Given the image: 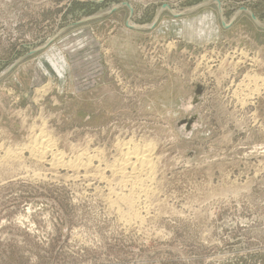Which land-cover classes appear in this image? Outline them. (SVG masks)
I'll return each instance as SVG.
<instances>
[{
	"label": "rangeland",
	"instance_id": "rangeland-1",
	"mask_svg": "<svg viewBox=\"0 0 264 264\" xmlns=\"http://www.w3.org/2000/svg\"><path fill=\"white\" fill-rule=\"evenodd\" d=\"M0 264H264V0H0Z\"/></svg>",
	"mask_w": 264,
	"mask_h": 264
},
{
	"label": "bare ground",
	"instance_id": "bare-ground-1",
	"mask_svg": "<svg viewBox=\"0 0 264 264\" xmlns=\"http://www.w3.org/2000/svg\"><path fill=\"white\" fill-rule=\"evenodd\" d=\"M212 20V19H211ZM202 21V20H201ZM213 21V20H212ZM203 22V21H202ZM139 28V27H138ZM258 78V77H257ZM39 91V90H38ZM242 94V93H241ZM190 112V111H189ZM40 132V131H39ZM44 132V131H42ZM44 135V134H43ZM46 137V138H45ZM40 136L37 134L34 136L33 139H31V144L28 146L29 152L31 153V155H33V157H36L39 161L42 160L44 161L46 159V154H49V156H51V159L48 160L50 161V166H63V167H71V168H81V167H86L90 162H84L81 161V157L79 159V161L75 162V163H71L70 161H64V153L58 149L55 148V146L52 144V139H50L47 136ZM123 142V141H122ZM55 144V143H54ZM126 145L125 150L123 151V156L122 158H120V160L118 159L117 163H114V165L110 166L111 173L113 176L116 177H120L123 178L122 182L124 183L123 185H125L128 182V177L133 178L132 180H129V187L130 189L132 188H139L142 189V185L141 182L142 181H148L150 180L152 177V170H153V163H152V158H150V153H148V149H138L135 145H131L129 143H124ZM116 145V144H115ZM83 146V145H82ZM119 146V145H118ZM133 146V147H132ZM26 148V146H25ZM121 148V147H120ZM149 148V147H148ZM79 149V148H78ZM93 149V148H92ZM150 149V148H149ZM99 150V149H98ZM85 151V150H84ZM95 152V151H94ZM99 152V151H98ZM101 152V151H100ZM7 153V152H6ZM5 153V154H6ZM20 153V152H19ZM81 153V152H80ZM9 154V153H8ZM71 155V154H70ZM82 155V154H81ZM11 156V155H10ZM46 156V157H45ZM76 156V155H75ZM15 158V157H14ZM91 158V157H90ZM96 158V157H95ZM5 159V158H4ZM77 160V159H76ZM90 160V159H89ZM72 161V160H71ZM98 162V161H97ZM49 166V167H50ZM90 166V165H89ZM88 167V166H87ZM107 167V166H106ZM47 168V167H46ZM53 169V168H52ZM96 169V168H95ZM95 174V173H93ZM45 175V174H44ZM62 175V174H61ZM77 176V175H76ZM111 176V175H110ZM143 177L145 179H139L140 177ZM53 177V176H52ZM66 177V175H65ZM64 177V178H65ZM114 178V177H113ZM126 178V179H125ZM134 178H137L136 180ZM51 179V178H50ZM108 179V178H107ZM98 180V179H97ZM108 181V180H107ZM105 182V181H104ZM109 182V181H108ZM121 182V181H120ZM113 183V182H112ZM116 184V183H115ZM128 184V183H127ZM120 186V185H119ZM112 187V186H111ZM118 187V186H117ZM127 187V186H126ZM123 189V188H122ZM125 189V188H124ZM145 191V188H143ZM113 190V188H112ZM84 191V190H83ZM118 191V190H117ZM132 191V190H131ZM136 191V190H134ZM142 191V190H140ZM113 192V191H112ZM129 192V191H128ZM153 192V191H152ZM115 193V192H114ZM139 193V192H138ZM147 193V191H146ZM124 195V194H123ZM120 196L124 199V201H129V199H127L125 196ZM132 195V194H131ZM146 195V194H145ZM119 196V195H118ZM125 197V198H124ZM139 197V196H138ZM122 198H118L121 199L122 202L123 199ZM132 198V197H131ZM146 199V198H145ZM117 200V199H116ZM134 200V199H133ZM115 202V201H114ZM113 203V201H112ZM132 203V201H131ZM133 203H135L133 201ZM115 204V203H114ZM127 204V203H126ZM130 204V203H129ZM112 205V204H111ZM133 205V204H131ZM129 205H126V207ZM108 207V206H107ZM131 206H129L128 208L130 209ZM133 207V206H132ZM134 209V208H133ZM137 211V210H136ZM115 212V211H113ZM140 212V211H139ZM133 214L136 212H132ZM136 215V214H134ZM136 217V216H135Z\"/></svg>",
	"mask_w": 264,
	"mask_h": 264
}]
</instances>
